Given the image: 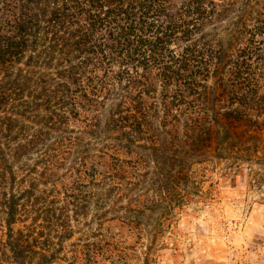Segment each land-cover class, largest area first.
I'll return each mask as SVG.
<instances>
[{
  "label": "trees",
  "instance_id": "obj_1",
  "mask_svg": "<svg viewBox=\"0 0 264 264\" xmlns=\"http://www.w3.org/2000/svg\"><path fill=\"white\" fill-rule=\"evenodd\" d=\"M218 166L264 168V0H0V264H134Z\"/></svg>",
  "mask_w": 264,
  "mask_h": 264
},
{
  "label": "rangeland",
  "instance_id": "obj_2",
  "mask_svg": "<svg viewBox=\"0 0 264 264\" xmlns=\"http://www.w3.org/2000/svg\"><path fill=\"white\" fill-rule=\"evenodd\" d=\"M207 173L195 196L176 210L161 248H135L134 264H264V179L243 166Z\"/></svg>",
  "mask_w": 264,
  "mask_h": 264
}]
</instances>
